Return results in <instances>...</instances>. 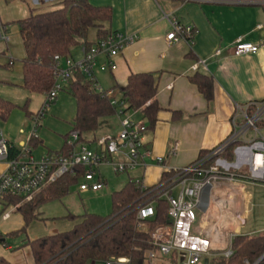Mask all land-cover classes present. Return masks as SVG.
<instances>
[{"label": "crops", "instance_id": "crops-1", "mask_svg": "<svg viewBox=\"0 0 264 264\" xmlns=\"http://www.w3.org/2000/svg\"><path fill=\"white\" fill-rule=\"evenodd\" d=\"M62 1L0 0V11L4 15V20L1 19L11 26L7 43L0 42V96L20 109L28 101L31 104V116L26 115L29 122L23 120L17 133L11 131L13 118L19 114L16 110L5 126L0 124V131L8 146L17 151L30 141L34 119L44 104L45 95L30 94L23 89L24 47L20 61L13 55L15 38L19 36L22 43L16 23L28 18L31 11L57 10ZM88 1L94 6H109L113 9L112 33L137 37L134 44L114 59L117 66L114 71L100 69L108 59L99 55L94 72L98 85L104 90L119 92L133 73H154L158 78L157 99L162 111L156 126L149 129L145 136L146 149L151 152V157L146 159V167L128 173L134 174L130 180L141 182L146 188L159 184L165 168L185 167L198 160L204 152L208 153L224 142L233 132L232 119L237 106L245 107L264 101V1L235 5L213 0ZM173 19L194 27L191 43H168L166 37L172 30ZM89 41L91 45L98 42L95 32L89 34ZM240 42L256 44L260 49L254 55L235 56L233 48ZM84 47V40H79V45L72 49L70 59L81 60ZM196 74L213 79L212 101H207L198 87L191 83L190 78ZM173 112L180 113V120H172ZM76 113L75 99L65 90L60 92L42 118L40 130L36 132L37 146L32 147L36 159L63 150L73 131ZM112 117L118 119L121 130L123 122L127 120L145 123L141 111L128 110L124 116L115 114ZM109 119L111 117L101 119L100 124L108 128ZM239 121L242 122L241 119ZM24 128L27 131L31 128L27 135ZM119 133L109 132L98 140L96 133L88 137L86 135L82 143L87 146V143L100 141L101 151L103 143ZM158 157L164 159L162 165L156 162ZM112 160L120 161L121 158L113 157ZM6 169L7 164L1 162L0 175ZM234 188L231 207L210 210L201 220L202 226L206 227L211 220L218 221L220 218L223 229L219 236L223 239H229L231 232L233 235L250 236L263 233L264 199L256 203L255 196L248 192L244 183L238 182ZM256 207L263 211L258 218L255 216ZM248 215L251 216V222L243 231L242 218ZM37 222L35 220L29 225L26 234L14 235L24 227V218L18 212V207L1 205L0 234L3 239L0 240V257L11 264H34L31 248L25 243L46 237L49 232L48 227Z\"/></svg>", "mask_w": 264, "mask_h": 264}, {"label": "built area", "instance_id": "built-area-1", "mask_svg": "<svg viewBox=\"0 0 264 264\" xmlns=\"http://www.w3.org/2000/svg\"><path fill=\"white\" fill-rule=\"evenodd\" d=\"M191 1V0H186ZM220 3L257 4L260 0H213ZM172 30L167 35L168 43L184 41L191 43L194 27L183 25L176 19L171 21ZM11 26L0 17V42L7 43ZM136 36L112 33L95 45L83 49L79 61L60 56L54 57L55 85L45 95V101L34 119V131L30 141L19 151L17 157L9 158V146L0 131V163L5 162L7 169L0 175V206L7 197L19 195L26 201L33 199L43 189L68 174L73 166L81 165L86 173L79 186L81 192H98L103 189L102 175L99 168L109 164L116 174H128L146 167V159L151 152L146 149L145 136L148 131L143 122L124 121L121 132L107 139L101 152H93L81 142L78 131H72L66 142L71 149L68 155L49 153L41 159L33 155L31 140L37 137V128L42 118L56 101L60 92L75 73H82L93 82V90L101 97L109 99L117 109L118 116L126 114L127 105L120 92L102 89L95 79V68L99 55L107 57V62L100 69L114 71L117 69L114 59L127 47L134 44ZM260 47L248 42H240L233 48L235 56L254 55ZM242 120V122L239 121ZM232 134L216 148L202 155L195 162L182 168H165L170 175L165 181L155 185L151 192L155 199L149 200L138 210L140 229L147 230L146 221L156 213V198L168 203V220L166 225L157 226L151 233V246L147 251V262L160 257L172 256L176 264H204L206 259L218 255L230 257L231 243L235 235L223 239V225L211 220L204 227L201 220L210 210H224L231 207L234 187L238 182L264 184V101L251 103L245 107L237 106L232 119ZM113 157L121 158L113 161ZM163 164L164 159L156 158ZM139 183V182H138ZM179 188V194L174 195ZM143 189H148L143 187ZM233 221V220H232ZM227 242V243H226ZM126 258L113 259L104 264H129Z\"/></svg>", "mask_w": 264, "mask_h": 264}, {"label": "trees", "instance_id": "trees-1", "mask_svg": "<svg viewBox=\"0 0 264 264\" xmlns=\"http://www.w3.org/2000/svg\"><path fill=\"white\" fill-rule=\"evenodd\" d=\"M264 1V0H260ZM113 9L109 6H94L88 0H63L60 8L48 12L31 11L28 18L18 21L25 58L23 59V89L30 94L46 95L55 85L54 57L70 58L72 49L84 40L91 47L89 34L95 32L97 40L112 34ZM207 101H212L214 81L211 77L196 74L190 78ZM67 91L76 101L77 113L73 131H78L81 142L84 136L95 134L100 120L117 114L106 97L93 90V82L82 73H75L63 91ZM127 110L141 111L147 129H153L162 111L157 99L158 78L154 73L131 74L128 82L120 88ZM19 108L16 104L0 96V121L7 122L11 113ZM27 116L29 101L21 107ZM181 115L173 112L172 120H180ZM37 146V140H31ZM71 149L64 146L59 155H68ZM19 151L9 147V158L17 157ZM206 154L204 152L202 155ZM201 155V156H202ZM81 165L73 166L68 174L50 184L33 199L26 201L19 195L7 197L6 207H18L24 218V227L13 233L26 234L29 225L39 219L40 206L62 200L70 194L86 173ZM170 178L164 173L161 182ZM154 188L143 189L141 182L128 181L121 190L111 196L112 213L109 216L85 214L70 216L79 221L71 230L46 236L25 243L31 248L34 264H104L113 259L126 258L129 264H146L147 251L151 246V233L168 220V203L156 198L155 216L146 221L147 230L140 229L137 213L149 200L155 199ZM0 234V240H2ZM232 255H218L209 259V264H255L264 255V232L255 235H235L231 243ZM0 264H11L0 257ZM173 264L176 262L173 259ZM264 264V260L260 263Z\"/></svg>", "mask_w": 264, "mask_h": 264}, {"label": "rangeland", "instance_id": "rangeland-1", "mask_svg": "<svg viewBox=\"0 0 264 264\" xmlns=\"http://www.w3.org/2000/svg\"><path fill=\"white\" fill-rule=\"evenodd\" d=\"M1 18L4 20V15H2L1 11ZM15 14L13 13L12 16ZM15 29H17L16 24H14ZM19 37V36H18ZM16 37L14 40L13 45V55L14 58L18 61L21 60L23 57V46L21 43V40ZM19 63V62H18ZM17 63V64H18ZM31 104L29 102V108ZM19 114L17 116H14L13 118V125L11 127V131L13 133H17L18 129L21 125H23V120H27L25 112L17 108L15 109ZM13 113V112H12ZM11 113V115H12ZM11 117V116H10ZM10 117L8 121L10 120ZM109 127L103 126L100 124V128L98 131H96V138L97 140L104 135L111 133H119L121 128L119 121L116 117H111L109 119ZM7 122L0 121V124L5 126ZM28 121V120H27ZM29 122V121H28ZM33 126V125H32ZM31 130V128H30ZM27 131V128H24V132L26 131V135L29 133ZM37 130H40V127H38ZM90 134H87V137ZM86 136V135H85ZM92 137V135L90 136ZM93 139V138H92ZM100 141H95L91 144L87 143V148L93 152L96 150L98 152L100 151ZM115 159V158H114ZM99 173L102 175V183L104 184V187L101 191L97 193H93L91 191L89 192H81L79 189L80 184L82 181L80 180L79 183L75 186H73L70 190V194L63 198L62 200L53 201L47 204H44L40 206L37 210V213L39 214V219L37 220V223H41V225L48 227L49 232L46 233L47 236L53 235L56 233H59L60 231H66L65 228L68 227L67 230L72 228L71 226L75 224L74 221L69 218V216H82L85 214H96L100 216H109L112 213V200L111 196L114 192H117L123 188V186L134 176V174L128 175V174H116L112 167L109 164H103L99 168ZM139 173V171L137 172ZM136 174V173H135ZM154 174V173H152ZM155 175V174H154ZM246 184L248 192L252 193L256 198V203L258 201H261L264 199V184L260 183H252L249 181L242 182ZM253 185H256L257 187H254ZM180 189L177 188L174 192V195L177 196L179 194ZM256 213L255 216L258 218L262 215V210L256 207ZM251 222V216H244L242 218V229L245 231L247 227L250 225ZM147 227V225H146ZM64 229V230H63ZM26 236H24L25 238ZM146 264H173V257H158L156 260L146 263Z\"/></svg>", "mask_w": 264, "mask_h": 264}, {"label": "water", "instance_id": "water-1", "mask_svg": "<svg viewBox=\"0 0 264 264\" xmlns=\"http://www.w3.org/2000/svg\"><path fill=\"white\" fill-rule=\"evenodd\" d=\"M264 260V255L255 263V264H260L262 261ZM204 264H209V260L208 259H206L205 261H204Z\"/></svg>", "mask_w": 264, "mask_h": 264}]
</instances>
